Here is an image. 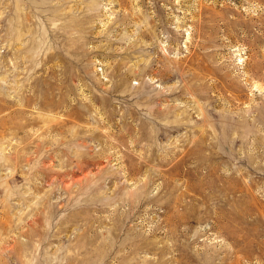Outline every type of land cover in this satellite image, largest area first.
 I'll list each match as a JSON object with an SVG mask.
<instances>
[{
	"label": "rangeland",
	"instance_id": "rangeland-1",
	"mask_svg": "<svg viewBox=\"0 0 264 264\" xmlns=\"http://www.w3.org/2000/svg\"><path fill=\"white\" fill-rule=\"evenodd\" d=\"M0 264H264V0H0Z\"/></svg>",
	"mask_w": 264,
	"mask_h": 264
},
{
	"label": "bare ground",
	"instance_id": "bare-ground-1",
	"mask_svg": "<svg viewBox=\"0 0 264 264\" xmlns=\"http://www.w3.org/2000/svg\"><path fill=\"white\" fill-rule=\"evenodd\" d=\"M100 192V191H99ZM98 197V196H97Z\"/></svg>",
	"mask_w": 264,
	"mask_h": 264
}]
</instances>
